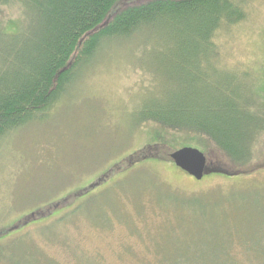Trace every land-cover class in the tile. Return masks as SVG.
I'll use <instances>...</instances> for the list:
<instances>
[{"label": "trees", "instance_id": "trees-1", "mask_svg": "<svg viewBox=\"0 0 264 264\" xmlns=\"http://www.w3.org/2000/svg\"><path fill=\"white\" fill-rule=\"evenodd\" d=\"M257 1L0 0V145L17 131L45 120L80 70L104 46L127 47L143 36L150 44L144 65L149 93L135 124L148 123L159 126L161 132H186L204 139L211 150L208 160L211 156L223 170L214 174L237 178L261 172L262 78L252 66L234 60L228 44L225 47L234 30L249 22ZM11 22H16V28L9 30ZM166 145H146L102 180L56 198L11 230L0 232V264H59L45 254L44 261L36 260L39 247L31 232H21L47 221L43 236L49 244L58 243L62 237L57 230L68 231L78 220L70 222L71 215L81 209L80 219L92 222V212L103 224L109 222L103 211L123 210L124 222L119 224L147 246L149 258L144 264H223L236 261L240 254L250 260L257 248L262 254L264 194L252 187L196 197L157 185L153 190L150 183L134 180L97 193L145 158L173 162L162 148ZM144 198L153 199L156 215L163 216L156 235L137 225L156 217L147 211ZM126 203L134 205L131 217L123 208ZM126 250L131 254L129 247Z\"/></svg>", "mask_w": 264, "mask_h": 264}, {"label": "rangeland", "instance_id": "rangeland-1", "mask_svg": "<svg viewBox=\"0 0 264 264\" xmlns=\"http://www.w3.org/2000/svg\"><path fill=\"white\" fill-rule=\"evenodd\" d=\"M255 4L249 22L234 30L225 47L228 44L234 60L253 67L264 87V0ZM15 28L16 22H11L8 29ZM149 45L142 36L127 47L104 46L96 59L80 70L64 99L45 120L17 131L0 145V232L11 230L23 217L56 198L102 180L117 165L156 142L166 143L162 148L169 155L183 148L199 150L207 159V175L197 181L167 159L145 158V162L111 179L113 181L97 193L122 181L130 184L136 180L141 185L150 183L153 190L157 185L161 190L186 196L205 197L247 187L264 194V170L237 178L214 174L223 170L216 167L214 158L210 156L208 160L211 150L204 139L186 132H161L159 126L148 123L135 124L145 93H149L145 89L149 74L144 70ZM150 200L144 198L142 201L147 204V211L156 217L137 225L156 235L163 224V216L156 215ZM133 206L126 203L123 207L128 217L135 214ZM81 210L70 216V222L76 218L79 221L70 224L68 231L65 228L57 230L62 237L58 243L54 240L49 244L48 237L43 236L42 228L49 224L47 221L21 232H31L33 242L44 250L42 253L37 248L36 260L44 261L45 254L59 264H81L79 259L85 264L86 261L91 264H144L149 258L145 253L147 246L119 224L124 222L123 210L103 211L108 224L99 222L92 212L89 217L93 221L85 222L80 219L84 214ZM128 247L131 254L126 250ZM261 252L257 248L250 260L240 254L236 261L223 264H264V249Z\"/></svg>", "mask_w": 264, "mask_h": 264}, {"label": "water", "instance_id": "water-1", "mask_svg": "<svg viewBox=\"0 0 264 264\" xmlns=\"http://www.w3.org/2000/svg\"><path fill=\"white\" fill-rule=\"evenodd\" d=\"M177 168L181 169L197 181H201L206 175V156L197 149L183 148L170 155Z\"/></svg>", "mask_w": 264, "mask_h": 264}]
</instances>
